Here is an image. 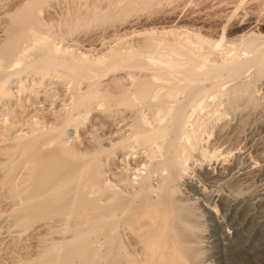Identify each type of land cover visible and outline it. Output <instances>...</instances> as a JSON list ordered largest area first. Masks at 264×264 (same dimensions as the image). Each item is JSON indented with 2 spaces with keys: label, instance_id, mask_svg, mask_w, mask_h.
<instances>
[{
  "label": "bare ground",
  "instance_id": "1",
  "mask_svg": "<svg viewBox=\"0 0 264 264\" xmlns=\"http://www.w3.org/2000/svg\"><path fill=\"white\" fill-rule=\"evenodd\" d=\"M47 1L49 0H31L28 5L13 13L11 15L13 27H9V36L4 44L0 46V157L5 153L11 156V158L9 156L5 160H1L3 158H0V186H4L9 181L11 172L18 168L25 170V179L22 181L24 184L21 189L22 196H19L21 200L18 199L21 201V204L18 209L12 208L10 215H13L21 226L29 227L37 222L41 223L40 225L37 224V229L34 226L36 231L44 227H51V223L53 222L54 224V221L61 220L62 222V220H65L64 226L67 231L71 232L69 238L63 235L57 237V232L55 233L53 225L51 228L54 227L53 232L56 238L46 237L47 239H43L44 243H42L40 255L46 254L49 256L55 254L56 260L54 257L52 258L55 262L60 263L61 259L63 260L66 258L65 255H67L65 253L62 255L61 250L66 248L64 249L66 251L68 248L71 249L70 251L73 250L77 255L84 257L87 261L88 258L99 257L97 256L99 249L95 246V243L98 242V244L102 243L103 247L107 250L106 256L110 257L114 253L111 251L112 244H114V233L121 229L124 232L125 230L129 231H127L129 233V240L125 242L124 238V240H120L119 244H117L119 245V249L114 254L115 264H137L136 261H140L138 264H209L210 261L212 264H264V211L256 210L257 212H254L242 198L226 197H221V202L218 203L219 209H215L214 201L209 200L210 197L208 198L205 195L199 184L191 180V176H188L187 173L189 170L187 166L188 159L191 158L192 162V158L198 156L204 160V157H207L208 153L210 155L212 153L209 152L210 150H207V152L204 148L205 146L203 147L202 142L206 140L202 141V138L208 132L207 126L209 121H207L205 116H208L213 111L212 108L216 104V101L223 100L222 98H224V100H229L232 103L236 102L243 93L250 89L248 88L249 85L246 84L250 83L246 80V83H243V80H241V82L226 85L225 87H222V85L228 82V80L241 76L247 68L252 66L256 67L255 72L257 74L264 72V43H261V46L256 43L255 40L257 39L248 38V40L242 42V48L237 45L236 52L231 51L234 53L233 55L231 54L229 57L224 56L225 58L221 56L222 59H214L210 56L214 51L227 50V46L231 48V43L229 42L230 45H228L229 43L225 44L222 40V42L219 40L206 42L207 46L205 49L207 48L208 50L205 51V54H202L199 52V48L204 43L201 39L200 41L197 39L195 42H183L180 38H178L179 40L175 38L176 40L174 41L172 39L171 42H163L164 40L161 41L159 38H156L159 41H152L153 38L150 41L147 40L149 41L147 43L144 42L146 43L145 47L144 45H140L144 51L141 53H145V55H141V58H136V55L133 57V55V58L127 60L125 65L123 64L122 66L131 65L132 67L134 65V67L140 66L141 68L142 66H150L153 71L155 70L163 74L165 81L158 83L157 81L160 78L154 80L151 75L147 76L142 74V72L135 73L133 71L134 74L131 73L133 75L131 88L125 87L124 84L122 85V81L120 82V79H118L120 76L117 77V80L121 84L114 82V79V81L108 79L109 81L104 82L105 86L103 88L98 80L90 81L91 72L107 73L108 71L105 72V70L112 69L113 65L105 64L97 68L96 66L94 67V63L92 64L86 60L87 58L85 59L86 56L83 57L84 60L79 59L81 56L70 59L67 55L68 49L66 52L63 47L64 50L58 47L61 45L57 44L56 46L55 42L53 44L50 40L53 32L51 25L48 26L45 24L46 22L43 23L39 17L41 6ZM115 1L113 0L112 3L111 0V3L114 4ZM141 2H145V0ZM146 2L149 3V0ZM116 5V8L121 6ZM109 7L111 8V6ZM131 9L129 8V11ZM80 12L79 14L78 12L76 15L74 14L72 21L70 20L71 22H65L67 25L63 24L66 29L60 30L61 33L58 36L61 35V37L65 38V36L67 37L74 33L82 25L84 16L82 15V20V13ZM89 13L91 15V12ZM89 13L85 14V18L87 15L88 19L91 20L92 18L88 15ZM88 19L87 21H89ZM100 19L98 20L100 21ZM243 38L240 39L243 40ZM29 55H34V57L29 59ZM27 56H29L28 61L24 65L25 68L23 70L29 68L30 70L42 72L45 75L54 70L59 74V77L68 78L71 81L69 84L72 85L79 78H83L86 81L88 79L86 87H84L85 89L80 91L78 88L80 92L73 94V98H71L72 103L65 104L70 106L68 114L65 112L67 116H60L61 118L56 116L57 118H54L56 122L60 119L58 123H55V120H50V122L45 120L49 124L47 122L43 123V120L41 121L42 115L40 117L36 113H29L36 106L30 100L32 94L30 98L23 97L18 92L28 89L32 91L34 85L30 87L22 84L21 86L19 85L20 87H17L15 85L16 82L14 83L13 81L14 78L10 82L8 81L18 70L15 68L10 72H6L5 67L9 66V69H12L10 68L12 65H16L15 67L18 65L19 67L21 58H26ZM213 56L215 57L216 55ZM166 57L169 60L171 58L177 59H173V61H169L168 65H164L162 62L167 59ZM140 67L135 69L137 70ZM150 68H145V70L148 72ZM99 74L95 73V75L102 77ZM246 75L248 76V74ZM161 89L165 91L162 92ZM51 92L53 93V91ZM47 94L43 96L45 97ZM12 95L16 97V103L13 101L3 102L1 99L4 96ZM49 95L52 96L51 93ZM139 103L141 105H148V107L150 106L154 112L152 116L146 117L148 115H144V117L134 113L131 122L124 125L125 127L119 128L115 126V128L112 127L113 129L109 131L107 129L108 135L101 132L104 137L102 136V141L99 142L100 138L97 135L99 138H97L98 142L96 141L98 146H93L96 150L91 155H88L90 151L83 150L82 148L81 150L79 147V140L81 138L79 137V140L76 139V124L69 127V131L66 130L74 116L77 119L83 118L84 114H80L81 112L77 114L75 112L76 115L73 116L74 109L80 106L90 110L94 107L92 106L93 104H98L99 106H104L107 110L113 108L121 110L123 109L122 107H136ZM102 106L100 107L102 108ZM37 108L40 109L42 107L37 106ZM60 110H57L58 113H62L63 115L65 110L62 111L61 108ZM203 110L207 111L206 114ZM202 111V114H205V116H200ZM111 112L109 114H114V112ZM192 115L193 117L191 118ZM214 117L217 119L216 116ZM205 122L207 123V128L204 129L206 132L202 130ZM112 123L114 122L112 121ZM213 123L209 122V126L210 124L213 126ZM9 141L15 143L12 151H9L8 147L10 145H7ZM45 144H56L66 156L69 153H74L75 156L80 157V159H74V161L78 162L76 168L63 173L58 180L52 181L56 166L54 167L53 163L44 166L39 157V153L45 147ZM117 148L126 150L130 148L128 153L131 148H136L134 153H136L137 159L135 161L138 163L132 167L128 165L129 168L134 169L130 172L127 171L128 167H122L129 163H122L125 161V158H121L119 160L121 161L120 169L113 172L114 180L104 178L100 170L102 154H112ZM17 151L21 155L19 154L18 160L14 161L12 155H15L14 153ZM197 160L200 162V165L196 168L198 174H201L206 179L210 178L214 180L220 176V173L214 170L215 166H213L214 168L210 167L211 162L202 166V161ZM141 165L142 167H140ZM32 182L34 185L33 190H29ZM12 184L10 185L12 186ZM185 187L194 194L201 196L200 206H202L209 223V232L207 231L208 234L203 237L207 238L206 241L208 240L210 251L203 262L197 261L199 249L195 247L194 243L195 235L199 232H195L198 223L192 218L193 216H191L188 206L181 202L182 199L179 198V195L177 196V194L182 192V188L184 190ZM207 188L210 187H206V191ZM13 189L15 190L14 187L11 190L9 189V192L13 191ZM11 195H14V193ZM0 196V200H2L4 194L1 193ZM258 199L261 202L264 200V192L259 195ZM248 200H250L249 197ZM257 208L259 209V206ZM89 214L91 218L84 222L86 224L83 227L81 226L82 228H77L75 226L76 223L74 224L76 228L69 227V225H72L71 223L69 224V220L72 217L77 216L84 219ZM56 216H61L62 218L55 219ZM59 235L61 234L59 233ZM32 236L34 237V234ZM37 236L39 237V235Z\"/></svg>",
  "mask_w": 264,
  "mask_h": 264
},
{
  "label": "rangeland",
  "instance_id": "2",
  "mask_svg": "<svg viewBox=\"0 0 264 264\" xmlns=\"http://www.w3.org/2000/svg\"><path fill=\"white\" fill-rule=\"evenodd\" d=\"M30 1L31 0H0V46L4 44V42L7 40L9 36L8 29L13 27V23L11 21L12 19L11 15L15 12H18L24 6L28 5ZM141 1L143 0H139V1L137 0H116L114 4H112L113 0H112V3H111V0H97V1L96 0H49L42 4L39 17L43 23L46 22L45 24H47L48 26L51 25L52 30H53L52 37L54 36L53 38L52 37L50 38L52 43L54 44L55 42L56 46L57 44L61 45L58 47L60 48L63 47L66 52L68 49L67 55L70 59L79 58V56H81L79 59L84 60L83 57L86 56L85 59L87 58L86 59L87 61L91 62L92 64L94 63V67L96 66L98 68V67L104 66L105 64L113 65L112 69L105 70V72L108 71L109 73L102 72L101 74V72H98V73L96 71L91 72V77L89 78L90 81L98 80L100 82L101 87L103 88L105 86L104 82H107L109 80H112V81L115 80L114 82H118L117 77L119 76L120 77L118 79H120L119 80L120 82L122 81V85L124 84L125 87L131 88L132 81H133V75L131 73H133V71L135 73L142 72V74H145L147 76L151 75L153 76L154 80L155 79L158 80L160 78L157 81L158 83L164 82L165 76L163 74L158 73L155 70L154 72L152 68H150V66L149 67L142 66V68L140 66L134 67V65H132V67L131 65L122 66L123 64L125 65V62L127 60L135 57V55H136V58L137 57L141 58V55H145V53H141V52H144L141 46L144 45L145 47V44L149 42L150 40H152L153 38L154 39L152 41L158 40L156 38H159L161 41L164 40L163 42H171L172 39H173L172 41H174L178 38H180V40L183 42L185 41L195 42L197 39H199V41L201 39V41L204 43L202 47L199 48V52L202 54L203 53L205 54L206 53L205 51L208 50L207 48L205 49V47L207 46V44H205L206 42H209V41L213 42V41H218V40L219 41L222 40L223 43L225 44L230 42L231 45L230 43L228 45H230L231 48L233 49L227 46L228 47L227 50L225 49L224 51H221V50L214 51V53L210 55L211 58H214V59H219L221 58V56L225 58L224 56L229 57L231 54L233 55L234 53H232L231 51L236 52V49L238 47L242 48V44H243L242 42H245L246 40H248V38L257 39L255 41L259 45H261V43H264V38H263L264 37V0H186V1L185 0H160V1L153 0L152 2L151 0H149V3L146 2L147 0H145V2H141ZM121 2L123 3V5ZM124 3L128 7L125 6ZM129 4H131L132 6ZM115 5L116 6L121 5V6L119 8L118 7L116 8ZM109 6H111V8ZM124 6L125 8L122 9ZM129 8L130 9L132 8V9L129 11ZM75 11H77L78 14H79V11H81L80 13H82L81 14L82 20H83L82 15L84 16V20H83L84 23L82 21V25L78 29H76L74 33H72L73 35L72 34L68 35L67 36L68 38L66 36L65 38L61 37V35L58 36L59 33H61L60 30L65 28L64 27L65 25L63 26V24L65 22L66 23L71 22L74 14L75 15L77 14V12ZM94 11L97 13H95ZM89 12H91V15ZM87 13H89L88 15L92 18L91 20L88 19L87 15L85 18V14ZM87 19L89 21H87ZM94 19L96 20L93 21ZM98 19H100V21ZM240 38L241 39L243 38V40H241ZM232 44H233V47H232ZM237 45L238 47H236ZM126 49L130 51L128 52V50ZM228 51H229V55H228ZM213 55H216L217 57L216 56L214 57ZM29 56H27L26 58L24 57L21 58L20 61L22 63L20 62L19 64L21 67L20 66L18 67V65L17 67H15L16 65L15 66L10 65L11 66L10 68L12 69H9V66H7V68L5 67L6 72H10L11 70L15 68L18 70L16 74L10 77L11 79L8 78L9 79L8 81L10 82L12 78H14L13 81L14 83L16 82L15 85H17V87L19 85L21 86L22 84L26 86H30V87L34 85L32 87L33 88L32 91H30V89L24 90V91L20 90V92L18 93H21L23 97H30V98L32 94V98H35V99L31 98L30 100L31 102H34L36 106L34 105L35 109L29 113L30 114L36 113L40 117L42 115L41 121L43 120L42 121L43 123H46L47 121L50 122V120L51 121L55 120L54 118H57L56 116L58 117L67 116L68 111L70 109L69 108L70 106L68 104L72 103L71 98H73V94L75 92H80L83 89H85L84 87H86V83L88 79L86 81L83 78H79L75 82V84L72 85V84H69V82L71 81L68 78L59 77V74L54 70H51V72L52 71L53 72L52 73L50 72L49 74H46V75L43 74L42 72L40 73L39 71L30 70L29 68H26L23 70V68H25L24 65L27 64L28 57L29 59L34 57V55H29ZM95 59L97 61H93ZM167 59H165L167 63L165 61L162 62L164 65L165 64L168 65L169 61H173V59L175 58H171L172 60L168 59V61ZM178 60H182V59H178ZM138 67H140L139 68L140 70L135 69ZM145 68L146 69L150 68V69H148V72H147ZM150 70H152L153 72L152 71L150 72ZM255 71H256V67L254 68V66L247 68L246 71L241 76L228 80V82L222 85V87H225L226 85L228 86L236 82L237 83L241 82V80H243L242 81L243 83H246V81L247 82L249 81L250 84L246 83L247 85H249L248 87L250 88L248 89L249 91H246L245 93H243L242 96H240L236 102L232 103L231 101L226 100V99L224 100V98H222L223 100L216 101V104H214L212 108L214 111V112L212 111L213 113L211 112L208 116H205L207 111L203 110L205 114L204 115L202 114L203 111L200 114V116L201 115L205 116V118H207V121H209L210 123L214 122L213 126L211 124L209 126V122L207 126V123H206L207 121L205 122L206 125L204 123L205 126L204 125L202 126V130H204L207 127L208 128L210 127L209 129L207 128L208 132L210 133L207 132L204 134V132H206L205 130L203 132L204 138H202V141H205V140L206 141L202 142V145L203 147L205 146L204 148L206 149V151L210 150L209 152L210 153L212 152V153L211 155L208 153L209 156L207 155V157H204V160L203 158H200L198 156L197 157L194 156L192 158L193 160L192 162H191V158L188 159L187 166L189 170L187 171V173H188V176H191L190 178L191 180L199 184L200 188L203 189V191L205 192V195L208 198L210 197L209 200L211 199L212 202L214 201V204L216 207L215 209H219L218 203L221 202V197H226V198H240V199L242 198L246 201L245 203H247V206L250 207L252 210H254V212L256 210L264 211V206H261V205H264V200H262L263 202L262 203L258 199L259 195L264 192V74H263L264 72L257 74ZM95 73L97 75L100 73L103 78L95 75ZM130 74L132 77L130 76ZM246 74H248V76ZM120 82L118 83L121 84ZM78 88L80 89V91H78L79 90ZM162 89H165V88H162ZM165 90H162V92H164ZM51 91H53V93ZM36 92H38V94H36ZM47 93L49 94L51 93L52 96H50ZM45 94H47V96H45L46 99L43 96ZM69 96H70V100H69ZM1 99L3 100V102L13 101L16 103V97L14 95L4 96ZM36 101H39V102H36ZM66 103L68 104L65 105ZM37 106L38 107L40 106L42 108L38 109ZM57 106L58 108L59 106H61L60 108L62 109V111L65 110L64 111L65 115L64 114L62 115V113H58L60 108L58 109ZM92 106L94 107L91 108L90 110L84 109L81 106L78 108H75L73 111V116L76 115L78 112L79 113L81 112L80 114H84L82 116L83 118L77 119L74 116L67 127L68 129L66 128V130L69 131V127L76 124L77 126V132H76L77 138L76 139L80 137L83 140L82 141L83 143H82L81 139L80 140L78 139L80 141L79 147L80 149L82 148L83 150L86 149L90 151L88 155H91L93 152H95L96 148L94 149V147L95 145H97L98 141L99 142L102 141L101 138L104 137V135L102 134L103 132L104 134L108 135L107 132L110 129L115 128V126L119 128L123 127L127 123L131 122V119L134 113L140 114L142 116L148 115L146 117L152 116V114L154 113L153 110H151L150 106L149 108L148 105H143V104L141 105L140 103L136 107H129V106L122 107L123 109L121 110L116 109V108L107 110L104 108V106L100 105L102 106L101 108L98 104L97 105L93 104ZM140 108H142L143 110L142 109L140 110ZM41 109L43 110L41 111ZM82 110L84 111V113ZM116 110H119V111L116 112ZM111 111L114 112V114ZM142 111L144 114L142 113ZM223 111H225L226 113L225 112L222 113ZM55 112H57L58 114ZM65 112H67V114ZM110 112L112 114H109ZM115 112L116 114L118 113L117 116ZM109 115L110 116L114 115L113 116L114 118L112 116L110 118ZM107 116L109 117L108 119H107ZM214 116H216L218 120ZM192 117L193 115L191 116V118ZM59 121L60 119L57 120V122L56 120L54 122L58 123ZM112 121L114 123H112ZM111 123L112 125H110ZM212 127H213V130H212ZM97 135L99 136L100 139L98 138ZM97 138L99 139L98 141H97ZM7 145L8 146L10 145V147H8L9 151H12L13 147H15V143L12 141H9ZM44 146L45 147H43V149L39 153V157L41 158L44 166L49 165L51 163L54 164V167L56 166L55 167L56 171H55V174H53L52 176V181L58 180V178L63 173L74 170L76 166L78 165V162L74 161V159H80V157L75 156L74 153H69V155L66 156L65 154L61 152L60 148L56 144H51V145L45 144ZM128 150L123 149V148L121 149L117 148L112 154H108V153L102 154L100 170L104 178H109V179L114 180L113 172L120 169L119 167L121 166V161L119 160H121V158H125V161H123L122 163H126V162L129 163V164L123 165L122 167L124 168L128 167L127 171H130V172L134 170L133 168H129V166L131 165L130 167H132L133 165L138 163L137 161H135L137 159L136 158L137 155L136 153H134L136 148L134 149L131 148V150L129 151L130 154L128 153ZM18 152L19 151L14 153L15 155H12L13 156L12 158L14 159V161L18 160L19 154L21 155V153L20 152L18 153ZM9 156L10 155L8 153H5L4 155H1L0 158H3L1 160H5V158ZM197 159L202 161L201 162L202 166L208 164V162L209 163L211 162L210 167L214 168L213 166H215L214 170L219 172L220 176L214 180L210 178L206 179L201 174H198V171L196 168H198V165H200L199 164L200 162ZM240 165H242L243 167ZM140 167H142V165ZM18 169L11 172L9 176V181L4 186H0V190H1L0 194L1 193L4 194L3 196L4 200H3V197H2L3 201L0 200V205H1L0 207V264H12V263L13 264H55V263L56 264H60V263L61 264H74V263L75 264H94V263L95 264H115L114 254L118 252V249H119V245L117 244H119L120 240H124V238H125L124 240L125 242L129 240L128 230H125L124 232L123 230L119 229L118 231L114 233V241H113L114 244H112L113 249L111 248L112 253L113 252L114 253L110 257L106 256L107 250L105 249V247H103L102 243L98 244V242L95 243L96 244L95 246L100 251L99 252L97 250L98 251L97 256L99 257L97 258L95 256L92 259L88 258L87 261L85 260L84 257L77 255L76 253L73 252V250L70 251L71 249H68V248L66 251L64 250L66 248L62 249L64 252L61 250L62 255L63 253L67 255L64 254L66 258H64L63 260L61 259L60 263L59 262L57 263V261L56 262L54 261V259L56 260L55 254L48 256L46 254L41 253L42 254L41 256L40 250L42 248V243H44V240L47 239L46 237L56 238L53 232L54 227H55V230H54L55 233L57 232L56 233L57 237H61L63 235L69 238L71 235V232H69V230L67 231L66 227L64 226L65 220L64 221L62 220V222L61 220L54 221V224L53 222L51 223L52 226L54 225L53 228H51L52 226L48 228L44 227L45 229L42 228L44 231L42 229L41 230L38 229L37 230L38 232H37L36 231L37 224L40 225L41 223L37 222L29 227L21 226L18 224L16 218L13 217V215L12 216L10 215L11 214L10 210L12 208L18 209L21 204V201H19L18 199L21 200V197L19 198V196L20 195L22 196L21 189L24 184L22 181H24L25 179L24 177L25 170L22 168H18ZM200 175L202 176V178ZM11 182L14 184H12ZM10 184H12L15 190L13 189V191L9 192V189L11 190V188H13ZM215 185H216V188H215ZM203 186L210 187V188H207V191H206L205 190L206 187H203ZM33 187L34 185L32 182V184L29 186V190H33ZM184 190L182 188L181 190L182 192L180 194H177V196L179 195L180 196L179 198L182 199L181 202L188 206L191 216H193L192 218H194V220L198 223V226L196 227L195 232H198V231L199 232L196 233L195 235L196 238H195L194 243H195V247L199 249L197 261L199 262L200 260L201 262H203V260H205V258L208 256V253L210 251V248L208 246L209 245L208 240L206 241L207 238L203 237L207 235L209 232L208 219L205 213L203 212L204 210L202 206H200L201 196L196 195L192 191L187 190L186 187L184 188ZM12 192L14 193V195H11L13 194ZM248 197L250 200H248ZM4 203L8 206H6ZM258 206H259V209L257 208ZM4 207H5V210H4ZM57 218L61 219L62 217L56 216L55 219ZM90 218H91L90 214L88 217H85L84 219L74 216L69 220V224L70 223L72 224V225H69V227L76 226L77 228H82L86 224L84 222H86L87 220H90ZM57 223L61 225H58ZM55 225L59 227H56ZM34 226L36 229H34ZM63 226H64V230H63ZM65 229L67 232L65 231ZM58 231H61V232H58ZM62 231L66 233L64 232L62 233ZM59 233L61 235H59ZM33 234H34V237L32 236ZM41 234L44 235L43 237L45 238H43ZM37 235H39V237ZM39 239L40 241H42L43 239L44 240L40 242ZM37 240L39 241V243ZM52 257H54V259ZM75 257L78 259H76ZM136 262L138 264L140 261L139 262L136 261ZM209 264H212L211 261Z\"/></svg>",
  "mask_w": 264,
  "mask_h": 264
}]
</instances>
